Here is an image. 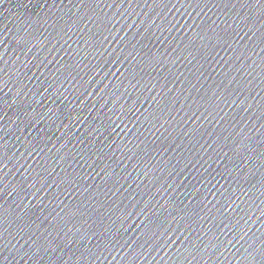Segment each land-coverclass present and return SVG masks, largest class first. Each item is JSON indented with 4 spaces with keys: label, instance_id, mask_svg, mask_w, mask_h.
I'll use <instances>...</instances> for the list:
<instances>
[{
    "label": "water",
    "instance_id": "obj_1",
    "mask_svg": "<svg viewBox=\"0 0 264 264\" xmlns=\"http://www.w3.org/2000/svg\"><path fill=\"white\" fill-rule=\"evenodd\" d=\"M0 264H264V0H0Z\"/></svg>",
    "mask_w": 264,
    "mask_h": 264
}]
</instances>
